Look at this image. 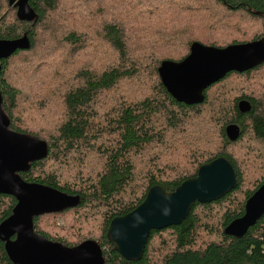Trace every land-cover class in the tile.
I'll list each match as a JSON object with an SVG mask.
<instances>
[{
	"label": "trees",
	"instance_id": "16d2710c",
	"mask_svg": "<svg viewBox=\"0 0 264 264\" xmlns=\"http://www.w3.org/2000/svg\"><path fill=\"white\" fill-rule=\"evenodd\" d=\"M30 6L36 18L19 20L15 7L0 0V38L26 33L30 40L29 48L1 60V106L10 129L48 145L47 156L20 176L80 198L76 206L35 216L34 230L67 246L93 239L105 264H264V214L241 237L223 232L264 183V155L257 158L254 148L264 145V62L227 73L196 104L175 100L158 74L163 60L183 59L194 41L224 47L264 37V0H31ZM24 77L26 92L17 83ZM241 99L252 104L248 112L239 111ZM231 123L240 127L233 141L225 134ZM218 156L235 170L232 190L195 202L180 224L151 230L140 260L113 249L106 237L112 218L138 206L151 186L172 191ZM15 203L0 194V222ZM0 264H14L1 240Z\"/></svg>",
	"mask_w": 264,
	"mask_h": 264
},
{
	"label": "water",
	"instance_id": "95a60500",
	"mask_svg": "<svg viewBox=\"0 0 264 264\" xmlns=\"http://www.w3.org/2000/svg\"><path fill=\"white\" fill-rule=\"evenodd\" d=\"M17 8L19 20L32 21L36 13L29 0H8ZM26 33L17 38H0L1 60L15 51L27 49ZM264 62V37L224 47L194 41L181 60H163L158 74L171 96L185 104L200 103L204 91L231 71L243 72ZM0 93V194L12 195L16 203L9 216L0 222V240L14 264H105L102 247L93 239L67 246L50 240L34 230L35 216L61 212L78 205V195H70L51 186L28 182L20 176L30 163L48 154L45 140L9 128V118L2 106ZM240 112H248L251 104L238 101ZM229 140H236L240 127H225ZM237 185V175L229 160L218 156L199 166L195 176L185 179L172 191L160 185L151 186L142 202L126 214L111 219L106 237L123 258L140 260L151 230L180 224L195 202L219 199ZM264 214V183L245 201L244 212L232 219L224 234L243 236Z\"/></svg>",
	"mask_w": 264,
	"mask_h": 264
},
{
	"label": "rangeland",
	"instance_id": "374dc122",
	"mask_svg": "<svg viewBox=\"0 0 264 264\" xmlns=\"http://www.w3.org/2000/svg\"><path fill=\"white\" fill-rule=\"evenodd\" d=\"M2 1V3H4L5 4V2H6V0H1ZM5 12L7 11V12H9V13H11L10 11H11V8H6V7H4V9H3ZM16 13V12H15ZM12 14H13V12H12ZM15 17V16H14ZM28 66H30V63H28L27 64ZM48 66H53L52 65V62H50L49 61V65ZM36 70H37V68H35ZM34 74V72L33 73H31V75H33ZM17 83L19 84V85H22L23 87H24V92H26L27 91V89H28V87H29V84H27V78L26 77H24V79H22V80H20V78H19V80L17 81ZM30 108L31 109H35V106L33 105V106H31L30 105ZM248 138H252L251 136H248ZM246 139V138H245ZM249 144V143H248ZM246 147V146H245ZM254 148L256 149L257 148V152L256 153H258L257 155H256V157L257 158H259V156H263L264 155V145L263 146H260V144L258 145V143L257 144H255L254 145ZM59 223V225L60 224H62L63 223V225H64V222H63V220H61V219H59V218H56L55 219V223L56 224H58ZM39 223H40V221H39ZM38 223V224H39Z\"/></svg>",
	"mask_w": 264,
	"mask_h": 264
},
{
	"label": "flooded vegetation",
	"instance_id": "af4514ba",
	"mask_svg": "<svg viewBox=\"0 0 264 264\" xmlns=\"http://www.w3.org/2000/svg\"><path fill=\"white\" fill-rule=\"evenodd\" d=\"M30 1L31 0H29V4H30ZM8 4H9V2H8ZM9 6H14V4H9ZM15 7V6H14ZM15 9L17 10V8L15 7ZM12 39V38H11ZM3 60V59H2ZM246 71V70H245ZM244 72V71H243ZM251 104V103H250ZM251 107H252V104H251ZM244 212V211H243Z\"/></svg>",
	"mask_w": 264,
	"mask_h": 264
}]
</instances>
